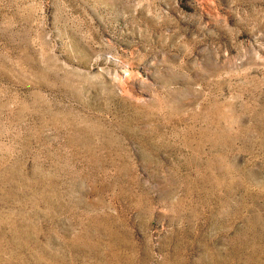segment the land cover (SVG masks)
I'll use <instances>...</instances> for the list:
<instances>
[{
    "label": "rangeland",
    "instance_id": "374dc122",
    "mask_svg": "<svg viewBox=\"0 0 264 264\" xmlns=\"http://www.w3.org/2000/svg\"><path fill=\"white\" fill-rule=\"evenodd\" d=\"M0 264H264V0H0Z\"/></svg>",
    "mask_w": 264,
    "mask_h": 264
}]
</instances>
